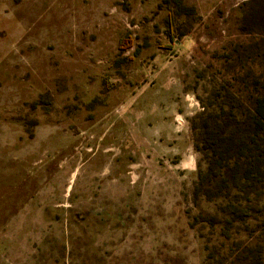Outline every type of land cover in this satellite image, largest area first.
<instances>
[{"label":"rangeland","instance_id":"rangeland-1","mask_svg":"<svg viewBox=\"0 0 264 264\" xmlns=\"http://www.w3.org/2000/svg\"><path fill=\"white\" fill-rule=\"evenodd\" d=\"M260 100L264 0H0V264H264Z\"/></svg>","mask_w":264,"mask_h":264},{"label":"trees","instance_id":"trees-1","mask_svg":"<svg viewBox=\"0 0 264 264\" xmlns=\"http://www.w3.org/2000/svg\"><path fill=\"white\" fill-rule=\"evenodd\" d=\"M257 112L258 114L261 116L262 118V121L264 122V101H261L259 102V107L257 108ZM261 121V122H262ZM262 122V123H263ZM261 263V262H260Z\"/></svg>","mask_w":264,"mask_h":264}]
</instances>
